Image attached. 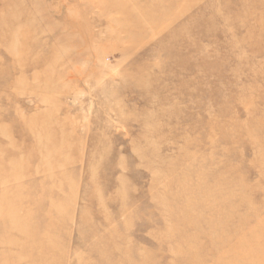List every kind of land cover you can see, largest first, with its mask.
<instances>
[{
    "label": "rangeland",
    "instance_id": "obj_1",
    "mask_svg": "<svg viewBox=\"0 0 264 264\" xmlns=\"http://www.w3.org/2000/svg\"><path fill=\"white\" fill-rule=\"evenodd\" d=\"M0 264H264V0H0Z\"/></svg>",
    "mask_w": 264,
    "mask_h": 264
}]
</instances>
